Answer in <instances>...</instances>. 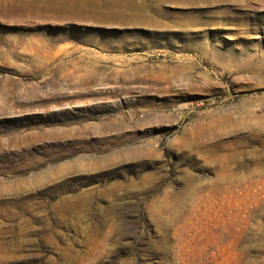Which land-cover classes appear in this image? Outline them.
Here are the masks:
<instances>
[{
	"label": "rangeland",
	"instance_id": "374dc122",
	"mask_svg": "<svg viewBox=\"0 0 264 264\" xmlns=\"http://www.w3.org/2000/svg\"><path fill=\"white\" fill-rule=\"evenodd\" d=\"M116 2L0 0V264H264V0Z\"/></svg>",
	"mask_w": 264,
	"mask_h": 264
},
{
	"label": "bare ground",
	"instance_id": "6f19581e",
	"mask_svg": "<svg viewBox=\"0 0 264 264\" xmlns=\"http://www.w3.org/2000/svg\"><path fill=\"white\" fill-rule=\"evenodd\" d=\"M87 1H88V0H87ZM108 1H109V0H108ZM114 1L116 2V0H112L113 3H114ZM117 1H118V0H117ZM119 1H120V0H119ZM84 2H86V1H84ZM89 2H90V1H89ZM93 3H94V2H93ZM116 3H119V2H116ZM116 3H115V4H116ZM100 4H101V3H100ZM102 4H103V3H102ZM71 5H72V4H71ZM78 5H79V4H78ZM86 5H87V7H88V6H91V4L88 5L87 3H86ZM86 5H85V6H86ZM104 5H105V4H104ZM113 5H114V4H113ZM113 5H112V6H113ZM120 5H121V4H120ZM83 6H84V5H83ZM117 6H118V4L116 5V7H117ZM123 6H124V5H123ZM72 7H73V6H72ZM75 7H76V6H75ZM87 7H86V8H87ZM114 7H115V6H114ZM116 7H115V8H116ZM81 8H82V7H81ZM83 8H84V7H83ZM86 8H85V10H87ZM88 8H89V7H88ZM92 8H93V7H92ZM100 8H101V7H100ZM111 8H112V7H111ZM71 9H73V8H71ZM78 9H79V8H78ZM95 9H96V7H95ZM101 9H102V8H101ZM101 9H100V10H101ZM136 9H137V8H136V6H135L134 4H128L126 9L123 8L124 11L122 10L121 12H119V13H117V14H114V17H119V18H120V17H125V15L130 14L131 17H133V20H134V19L136 20V18H138V17L140 16L139 12L137 13ZM106 10H107V9H106ZM80 11H81V10H80ZM82 11H83V10H82ZM93 11H94V8H93ZM93 11H92V13H93ZM95 11H96V10H95ZM102 11H103V10H102ZM112 11H113V10H112ZM139 11H142V10H139ZM83 12H85V11H83ZM97 12H99V11H97ZM97 12H96V13H97ZM105 12H106V11H105ZM114 12H115V11H114ZM108 13H110V12L108 11ZM93 14H94V13H93ZM112 14H113V12H112ZM98 15L100 16V14H98ZM96 16H97V15H96ZM109 16H110V15H109ZM119 18H118V19H119Z\"/></svg>",
	"mask_w": 264,
	"mask_h": 264
}]
</instances>
